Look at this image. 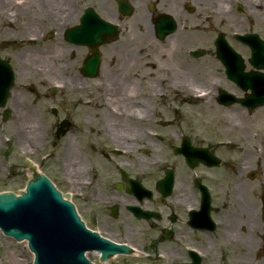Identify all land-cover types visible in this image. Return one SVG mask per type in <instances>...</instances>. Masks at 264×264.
I'll use <instances>...</instances> for the list:
<instances>
[{"label": "rangeland", "instance_id": "rangeland-1", "mask_svg": "<svg viewBox=\"0 0 264 264\" xmlns=\"http://www.w3.org/2000/svg\"><path fill=\"white\" fill-rule=\"evenodd\" d=\"M130 1L135 6V11L132 15L125 16L118 11L116 0H0V52L13 64L16 86L21 87L19 88L21 91L28 90L27 86H35L36 89H40L44 93L54 85L55 81L64 84L66 81L68 84L69 80L72 82V79L79 76L80 72L77 67L85 53L80 55L77 46L67 50L70 43L66 42L63 33L59 34V31L64 32L67 28L78 24L86 7H93L101 17L121 24L122 32L119 35L118 43L138 44L141 42L143 34L139 29L145 33V30L149 29V25L154 26L150 36V45L153 47H147L150 57L145 58L144 61L147 65L142 68V72L154 73L153 78L158 83L160 81L161 87L165 91L163 96H167V98L162 97V101L168 105L165 110L163 109L162 120H173L175 123L173 127L179 130L184 129L187 134L205 147L215 148L216 154L224 161L222 167L208 170L192 169L190 174L186 173L183 166H180L178 168V170L180 169L178 187L186 185V182H183L185 175L188 174L193 178L196 175H202L213 189L216 204L220 208L226 207L224 211L229 215L235 213L236 222L240 221L239 218L242 219V227L247 228L246 231L242 230L244 233L241 245L243 246H246V241L249 240L250 233H252L248 228V208H252L250 204H254L253 208L257 205L258 222L254 233L259 239L258 250L264 252V248L261 247L263 241L261 237L264 238V220L261 213L264 199V106L253 110L243 109L240 104L224 106L217 103L219 87L214 86L218 81L221 89L237 96L243 94L242 89L227 78L225 68L217 58L214 41L218 34L223 32L231 45L244 58L246 69H252V65L248 61L249 47L238 42L233 34L242 31L256 32L264 39V12L260 16L253 15L254 11L249 8L251 3H246L244 0ZM238 3L244 5L246 12L236 11ZM151 4L154 6V10L150 8ZM189 4L194 7L193 11H189ZM70 5L73 13L70 19L66 20ZM216 9H220L221 14H226V16L219 20L214 14ZM160 12L171 14L178 24L177 33L163 40L156 37L155 25L152 21ZM200 12L203 13L202 16L199 14ZM180 13L181 16H178ZM5 14L8 15V18ZM185 14L187 16L183 17L182 15ZM53 15H55V21H49V17ZM195 26L198 27L194 28ZM49 32L53 33L50 37H48ZM41 33L47 34V36L39 37ZM31 36H36L34 41L31 40ZM113 47L109 48L108 53ZM198 48L204 49L205 53L199 57L190 55L189 50ZM72 50L75 51V54H72ZM161 52H164L165 56H162ZM138 61L140 60L138 59ZM124 63L127 70L125 73H132V65L128 68L126 62ZM123 64L116 61L112 69L122 68ZM261 71L263 70L261 69ZM78 76L77 79H79ZM165 76H168V80L164 79ZM174 76L188 78L195 85L207 89L212 95L209 94L204 99H194L190 93L181 89L183 85L173 88L170 81ZM174 81L181 84L179 80ZM25 86L26 88H24ZM62 87L60 89L70 107L69 112L78 120L77 114L88 109L89 105L79 104V101H76L78 99L87 102L89 93L86 89L78 92L73 87ZM60 94L58 93L57 98L54 96L53 99H50L49 104L56 103L57 99H64L59 96ZM18 95V91L14 89L12 98L14 99ZM31 95L29 93V97ZM164 102L163 104H165ZM11 105L13 113L7 121H3L0 110V190L12 189L18 193L24 189L29 176L25 170L19 168L26 167L27 159H33L35 164L38 160H43L45 163L43 171L64 194H71L70 199L89 223V212L84 207L82 195L84 194L83 190L90 189V187L85 188L87 184H83L81 181L78 183L77 179L89 178L88 173L90 172L84 169L87 165L86 158L84 162L82 155L75 151L74 139L72 141L69 136L62 141H57V144L54 145L52 134L41 135L40 132L44 144L39 145L35 142L36 146H30L27 138L17 137V133L24 131V128L20 121L19 107ZM168 106H172V108L169 107L168 110ZM173 107L180 111L179 116L174 114ZM107 109L110 110V107L108 106ZM48 117L49 121L54 120L50 113ZM30 121H35V119L31 117ZM37 123L38 121L32 125H37ZM23 124L28 126L26 120ZM163 133L165 141L156 148L151 147L153 150L151 156L144 155L141 151H135L132 159L140 157L142 162L146 160L144 163L149 164L147 159H153L158 154V158L163 160L162 163L172 166L178 163L179 159L172 152L175 142H169L171 129L169 128ZM43 154L47 155V158L43 159ZM77 161L80 164V166L77 165V170L81 172L80 176H71L73 164ZM241 165L247 168L241 170ZM147 168L141 169L136 163L137 172L143 174L148 184H151L152 174L161 171L152 165H147ZM188 170L187 168V172H189ZM10 171H18V174L10 175ZM84 171L85 174L82 175ZM253 171L257 175L250 178L248 175ZM221 202H224L225 206ZM94 227L109 238L129 240L123 233L119 234L120 227L115 224L95 225ZM250 249L249 245L248 248H245L246 251ZM89 257L97 264H117V261L122 258L118 257L111 260L110 263H102L97 253H90ZM33 260L34 254L29 249L27 241H16L12 237L4 235L0 230V264H33ZM250 262L251 255L246 258L237 257L229 264H252ZM256 264H264V254H259Z\"/></svg>", "mask_w": 264, "mask_h": 264}, {"label": "flooded vegetation", "instance_id": "flooded-vegetation-1", "mask_svg": "<svg viewBox=\"0 0 264 264\" xmlns=\"http://www.w3.org/2000/svg\"><path fill=\"white\" fill-rule=\"evenodd\" d=\"M244 1L251 3L249 8L254 11L253 15L260 16L264 12V1L257 5L253 4V0ZM242 7L246 12L244 6ZM119 38L117 36L113 41L103 44L99 49V65L96 66V59L92 58L90 67L86 69L84 65L87 57L95 53L89 51L86 46H77L80 55L85 53L77 67L80 72L79 76L77 75L79 79L77 76L72 79V82H75L74 87L66 81L65 84L62 82V86L76 88L78 92L86 89L89 93L87 102L78 99L76 101L89 105L88 109L77 114L78 120L69 112L70 107L61 89L51 94L49 88L42 93L35 86L27 85L28 90L21 91V87L16 85L13 88L19 95L13 99L12 92L10 93L6 105L9 115L13 113L11 104H14L19 107L20 113L23 112L28 127L38 121L37 125H34L37 127L34 137L38 135V138L30 139V146H36L35 142L44 144L40 132L41 135L52 134L54 145L69 136L72 141L74 139L75 151L82 155L84 162L87 160L84 169L90 172L89 178L80 180L87 184L85 188L90 187L83 190L82 195L84 207L89 212V224L119 226V234L123 233L129 239L124 242L133 248L130 253L119 255L118 257L122 258L117 264H229L237 257L246 258L250 255V263L256 264L259 254H264L262 250H258L259 239L254 233L258 222V206L253 208L254 204H250L253 209L248 208V228L252 233L246 241V246H243L242 230L246 231L247 228L242 227V219L239 218V223L236 222L235 213L229 215L224 211L226 207L220 208L216 204L213 189L202 175H196L194 178L188 176L192 169L208 170L218 167L199 163L192 168L184 155L176 153V148L182 145L183 141L198 147L204 145L184 129L173 127V120H162L163 109L168 105L162 101V97L167 96H163L165 91L160 81L158 83L153 78L154 73L142 72V68L147 64L137 55L140 42L118 43ZM109 46H114L110 53ZM73 47L75 46L69 45L67 50ZM71 52L75 54V51ZM116 61L122 64L126 62L128 68L132 65L133 72L125 73V63L122 68L113 70ZM84 71L92 74L84 75ZM29 93L32 94L30 97ZM58 93H61L59 96L64 99H57L56 103L49 104L50 99L58 97ZM108 106L110 110L107 109ZM169 107L172 108L168 106V110ZM0 110L3 114V109ZM173 112L176 116L180 115V111L175 107ZM49 113L53 121H49ZM31 117L35 121H30ZM62 120H69L71 125L66 134L57 138V128ZM169 128L172 139L169 142H175L172 152L179 159L178 163L174 166L162 163L163 160L158 158V154L153 159H147L149 164L144 163L146 160L142 162L140 157L132 159L135 151L151 156V147L156 148L165 141L163 131ZM208 149L216 154L215 148L209 146ZM136 163L141 169L152 165L161 172L150 175L152 182L148 184L144 175L137 172ZM38 165L44 169L45 163L38 160ZM180 166L188 173L183 181L186 185L182 187H178ZM19 169L25 170L26 174L33 171L28 161L26 167ZM168 171L174 172L172 186L167 179ZM80 173L78 171L76 175L80 176ZM12 174L17 175L18 171H13ZM84 174L85 171L82 172V175ZM62 175L64 176L63 173ZM221 203L225 206L224 202ZM239 216L242 217L240 214ZM261 238V247L264 248V238ZM248 245L251 249L246 251ZM110 262L111 260L108 263Z\"/></svg>", "mask_w": 264, "mask_h": 264}, {"label": "water", "instance_id": "water-1", "mask_svg": "<svg viewBox=\"0 0 264 264\" xmlns=\"http://www.w3.org/2000/svg\"><path fill=\"white\" fill-rule=\"evenodd\" d=\"M118 2L122 13H132L130 3L123 0ZM156 22L160 38L177 29V24L170 15L162 14ZM117 33L118 25L101 18L92 7H87L81 23L70 28L66 38L73 43L91 47L110 40ZM237 37L251 47L250 62L256 68L264 69V41L259 35ZM215 44L218 58L225 65L228 77L244 90H252V94H247L246 98H237L228 91L221 90L219 101L225 105L241 102L248 108L264 105V73L259 70L246 72L242 56L230 46L223 33L219 34ZM203 52L198 49L192 53L199 56ZM14 78L11 65L0 57V106L5 104ZM178 151L186 155L192 166L199 162L207 165L220 164V160L206 148L186 145ZM26 189L18 196L13 192L0 193V228L17 240H28L30 249L35 253L34 264H92L85 255L87 251L98 249L102 252V260H106L116 252L130 249L127 245L112 242L88 229L73 203L63 198L46 175L37 174L29 181ZM2 191L13 190H0Z\"/></svg>", "mask_w": 264, "mask_h": 264}, {"label": "bare ground", "instance_id": "bare-ground-1", "mask_svg": "<svg viewBox=\"0 0 264 264\" xmlns=\"http://www.w3.org/2000/svg\"><path fill=\"white\" fill-rule=\"evenodd\" d=\"M32 1H36V0H32ZM47 1H51V0H47ZM264 0H253V4L254 5H257L258 3H262ZM138 2H141V0H138ZM25 5V4H24ZM23 5V6H24ZM3 12V11H2ZM44 12V11H43ZM4 13V12H3ZM72 9H71V5H70V9H68V15L66 16V20L68 19H70V17L72 16ZM179 14V13H178ZM201 16H202V12H200L199 13ZM214 14H215V17H218L219 18V20L221 19V18H223V17H225L226 16V14H221V10L220 9H216L215 11H214ZM6 15V18H8V15L7 14H5ZM178 16H181V13H180V15H178ZM183 17H185V16H187L186 14L185 15H182ZM49 21H55V15H53V16H51V17H49ZM153 27L154 26H151V25H149V29H146L145 30V33L141 30V29H139L138 27H136V28H138L143 34H142V39H141V42H140V44L138 45V49L139 50H137V55H138V58L141 60V61H143L145 64H146V61H144L145 60V58L147 57V58H149L150 56H149V54H148V50H147V47H153L152 45H150V40H151V38H150V36H151V34H152V31H153ZM198 26H195L194 28H197ZM177 31H178V29H177ZM177 31L175 32V33H177ZM59 34H62V31H59ZM175 36V35H174ZM147 43V44H146ZM130 44H132V43H130ZM176 49H177V47H176ZM130 51V50H129ZM162 56H165V54H164V52H161L160 53ZM131 55H133V54H131ZM174 71H176V70H174ZM164 79H167L168 80V76H165V78ZM174 80H179L180 82H181V84H177ZM69 84L71 85V86H75V82H71V81H69ZM170 84H172V86H173V88H178V86L179 85H183V86H181V89L182 90H184V91H186V92H188V93H190L191 94V96L192 97H194V99H204V98H206V97H208L209 96V92H208V90L207 89H205V88H203V87H201V86H198V85H195V83L192 81V80H190V79H188V78H185V77H182V78H180V77H172V80L170 81ZM214 86H218V87H220L221 85H220V83L218 82V81H216V84L214 85ZM210 95H212V94H210ZM21 114V116H20V121L22 122V127L24 128V131H22V132H18L17 133V137H19V138H24V139H26V140H30V139H33V140H36L37 138H38V135H37V137H34L35 135H36V132H37V127L36 126H32V125H30L29 127L27 126V125H24L23 124V122L25 121V120H27L25 117H23V112H21L20 113ZM27 122V121H26ZM33 135V136H32ZM22 136V137H21ZM79 164V161H77V163H74L73 164V169H72V173L70 172V175L71 176H76V173L78 172V168H77V165ZM80 165V164H79ZM243 165H244V163H243ZM242 168L243 169H246L247 167L246 166H244V167H242V165H241V170H242ZM243 172V171H242ZM80 181V179H77V181ZM78 181V182H79ZM249 223V222H248ZM250 224V223H249ZM114 258H116V257H114Z\"/></svg>", "mask_w": 264, "mask_h": 264}]
</instances>
